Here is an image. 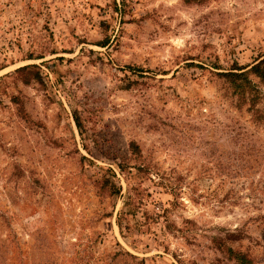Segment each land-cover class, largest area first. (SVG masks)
Wrapping results in <instances>:
<instances>
[{
    "label": "rangeland",
    "instance_id": "obj_1",
    "mask_svg": "<svg viewBox=\"0 0 264 264\" xmlns=\"http://www.w3.org/2000/svg\"><path fill=\"white\" fill-rule=\"evenodd\" d=\"M262 57L264 0H0V264H264Z\"/></svg>",
    "mask_w": 264,
    "mask_h": 264
},
{
    "label": "trees",
    "instance_id": "obj_2",
    "mask_svg": "<svg viewBox=\"0 0 264 264\" xmlns=\"http://www.w3.org/2000/svg\"><path fill=\"white\" fill-rule=\"evenodd\" d=\"M34 66V65H33ZM246 67H237L233 68L230 71L224 72L225 76L227 77V81L231 83L232 88L234 89V93L238 95L242 99H247L249 95L252 96L251 103L255 104L260 99V89L255 84L252 79L249 77V74L256 76L261 81H264V57L259 59L257 62L252 64L246 71H244ZM77 126L80 127L81 123L77 117L76 119ZM104 186V185H103ZM115 192H118L117 190ZM122 213L118 218V225L122 228ZM116 255H121L126 259L129 258L131 263L133 264H145L144 259H140L138 256L134 255L133 253L122 249L116 252ZM93 255H91V258ZM95 264H104V259L97 258ZM111 264V263H106Z\"/></svg>",
    "mask_w": 264,
    "mask_h": 264
}]
</instances>
